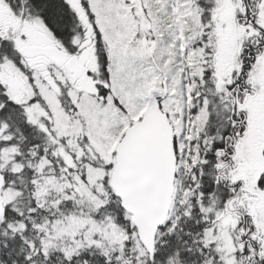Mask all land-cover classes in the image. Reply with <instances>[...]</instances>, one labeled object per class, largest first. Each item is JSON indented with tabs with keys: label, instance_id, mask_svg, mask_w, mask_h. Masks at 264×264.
<instances>
[{
	"label": "snow or ice",
	"instance_id": "1",
	"mask_svg": "<svg viewBox=\"0 0 264 264\" xmlns=\"http://www.w3.org/2000/svg\"><path fill=\"white\" fill-rule=\"evenodd\" d=\"M0 264H264V0H0Z\"/></svg>",
	"mask_w": 264,
	"mask_h": 264
}]
</instances>
